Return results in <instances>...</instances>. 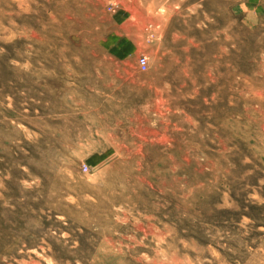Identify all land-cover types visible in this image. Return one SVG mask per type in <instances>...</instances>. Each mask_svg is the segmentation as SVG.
Here are the masks:
<instances>
[{
	"label": "rangeland",
	"instance_id": "rangeland-1",
	"mask_svg": "<svg viewBox=\"0 0 264 264\" xmlns=\"http://www.w3.org/2000/svg\"><path fill=\"white\" fill-rule=\"evenodd\" d=\"M0 264H264V0H0Z\"/></svg>",
	"mask_w": 264,
	"mask_h": 264
},
{
	"label": "built area",
	"instance_id": "built-area-1",
	"mask_svg": "<svg viewBox=\"0 0 264 264\" xmlns=\"http://www.w3.org/2000/svg\"><path fill=\"white\" fill-rule=\"evenodd\" d=\"M138 64H139V67L142 69V70H145L147 68V64H146V58L145 57H141L138 59Z\"/></svg>",
	"mask_w": 264,
	"mask_h": 264
}]
</instances>
